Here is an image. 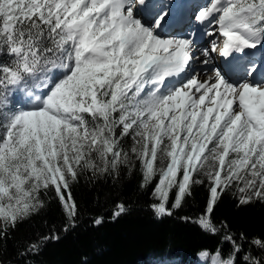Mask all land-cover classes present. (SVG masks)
I'll use <instances>...</instances> for the list:
<instances>
[{
  "label": "snow or ice",
  "instance_id": "1",
  "mask_svg": "<svg viewBox=\"0 0 264 264\" xmlns=\"http://www.w3.org/2000/svg\"><path fill=\"white\" fill-rule=\"evenodd\" d=\"M171 18L163 0H0V235L43 208L49 189L73 220L81 174L137 163L142 188L159 177L157 218L207 181L193 221L206 234L220 231L212 213L226 190L239 205L264 202V73L233 77L197 47L215 37L210 51L225 58L264 49V0H210L195 14L202 27L186 34ZM223 242L230 251L218 244L199 261L264 264L261 239L252 258L231 235Z\"/></svg>",
  "mask_w": 264,
  "mask_h": 264
},
{
  "label": "trees",
  "instance_id": "2",
  "mask_svg": "<svg viewBox=\"0 0 264 264\" xmlns=\"http://www.w3.org/2000/svg\"><path fill=\"white\" fill-rule=\"evenodd\" d=\"M158 180L157 176L142 188L138 163L131 170L121 168L116 176L83 173L71 185L77 204L73 220L54 189L42 191L44 207L0 235V264H191L201 250H214L218 244L225 253L230 251L225 235L243 246L242 255L259 256L252 239L264 241V202L239 205L234 191L226 190L212 213L220 231L206 234L193 221L205 211L207 181L194 185L192 195L172 215L157 218L151 205L156 203L153 190ZM174 199L175 190L168 208ZM120 204L125 211L117 216Z\"/></svg>",
  "mask_w": 264,
  "mask_h": 264
},
{
  "label": "rangeland",
  "instance_id": "3",
  "mask_svg": "<svg viewBox=\"0 0 264 264\" xmlns=\"http://www.w3.org/2000/svg\"><path fill=\"white\" fill-rule=\"evenodd\" d=\"M159 2H161V0H159ZM168 2H169L168 0H163V3H165V4H167ZM186 2L190 5L189 12H184V15L186 16L187 20L184 23H178V24L173 26L175 31H177L178 33H185L186 34L187 32H192V30L194 29V26L196 25L195 14L197 13L198 8H201L202 6L207 5L210 2V0H186ZM182 7L183 6L180 5L178 9H180ZM175 12L176 11H173V14H175ZM191 19H193V22H191ZM190 23H191V25H190ZM194 31H195V29H194ZM216 35L218 36V33H216ZM214 38L215 37H206L204 40H199L198 39L197 40V47L204 46V47L209 48V51H210L211 45L208 42L211 41ZM254 54H256V53H254ZM254 54H253V57H252L253 58V62L251 63V65H253L252 67H254V69H255V66L259 64L256 61H258L259 59L256 58V61H255ZM260 54H264V50ZM210 58L214 59V60L216 59L214 54H211V57H208L209 60H210ZM203 59H204V57L201 56L200 60H203ZM262 59H264V56H262ZM197 64H200V61H197ZM259 65L261 66V64H259ZM211 66L215 70H220V71L222 70L220 68H216V66L213 65V64H211ZM201 67L204 68L205 71H204L203 75L206 76L208 74L207 73V69H208L209 66L208 65H201ZM252 67H249V68L247 67V68L243 69L244 72L248 73L245 76V78L248 79V80H252L253 77L259 78L258 74L264 73V71H262L261 69H259V70L255 69V71H253ZM222 72L223 73H227V71H223V70H222ZM239 75H240V72L238 73V76ZM156 203H158V201H156ZM193 264H202V262L199 261V257L198 256L196 258V261Z\"/></svg>",
  "mask_w": 264,
  "mask_h": 264
},
{
  "label": "bare ground",
  "instance_id": "4",
  "mask_svg": "<svg viewBox=\"0 0 264 264\" xmlns=\"http://www.w3.org/2000/svg\"><path fill=\"white\" fill-rule=\"evenodd\" d=\"M169 2L167 3V6H168V9L170 10V12H171V14H173V11H184V10H186L185 8H180V9H178L179 8V6L180 5H182L184 2H185V0H168ZM202 26L201 25H199V24H197L196 26H195V31H197V30H199L200 28H201ZM222 39V38H221ZM260 51V52H263V50L264 49H260V48H258V49H253V50H246L247 52H252V51H254V52H256V51ZM209 57H211V54H214L215 56H216V58L218 57V55H219V53L218 52H211V51H209ZM233 55H235V53H233L232 54V56ZM236 58L237 59H239V54L238 55H236ZM229 59H230V57H227V58H225V57H222L221 58V60L219 61V60H214V59H211L210 58V63L211 64H213V65H215L216 66V68H218L217 66L218 65H220V64H222V63H228V61H229ZM222 71V70H221Z\"/></svg>",
  "mask_w": 264,
  "mask_h": 264
}]
</instances>
